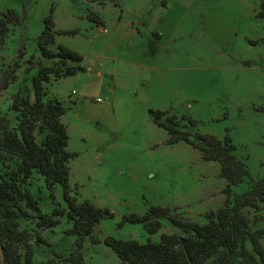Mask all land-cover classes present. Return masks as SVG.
I'll list each match as a JSON object with an SVG mask.
<instances>
[{
	"label": "rangeland",
	"instance_id": "1",
	"mask_svg": "<svg viewBox=\"0 0 264 264\" xmlns=\"http://www.w3.org/2000/svg\"><path fill=\"white\" fill-rule=\"evenodd\" d=\"M51 10L59 31L55 42L83 57L78 75L47 83L49 93L64 98L67 150L76 154L68 161L70 195L113 213L94 227V241L85 240L87 264L119 263L103 242L106 236L144 242L178 231L162 218L160 231L149 234L124 216L161 206L203 223L224 202L218 162L203 160L183 140L168 143L149 109L175 115L193 133L231 140L251 176L233 186V194L264 176V0H0L6 28L0 33V73L19 64L16 78L0 90V113L11 117V126L12 95L21 86L30 91L35 69L25 71L26 59L37 55L42 19ZM99 20L108 32L98 31ZM130 21L142 35L131 32ZM97 52L107 56L101 86L92 84L95 72L89 70ZM28 188L43 212L66 205L61 188L49 191L37 173ZM248 214L264 223V210ZM68 225L61 217L56 226L37 229L45 242L35 246L34 260L69 254L74 237L64 231ZM21 226L35 229L30 221Z\"/></svg>",
	"mask_w": 264,
	"mask_h": 264
},
{
	"label": "trees",
	"instance_id": "2",
	"mask_svg": "<svg viewBox=\"0 0 264 264\" xmlns=\"http://www.w3.org/2000/svg\"><path fill=\"white\" fill-rule=\"evenodd\" d=\"M98 23L103 24L100 20ZM42 24L36 42L37 55L26 59L25 71L35 69L30 76V91L21 86L12 95L10 110L14 113V126L11 117L0 113V167H6L0 171L3 264H87L82 251L85 240L91 238L94 227L103 218L112 217L113 213L89 200L77 202L70 195L68 161L76 154L66 148L69 137L61 121L64 103L48 95L46 83L83 71V57L55 42L59 31L55 29L52 10L43 17ZM2 26L3 22L0 33L6 30ZM18 67L13 62L1 71L0 90L16 78ZM149 112L157 125L166 130L168 143L183 140L198 149L203 160L218 162L219 174L226 181L223 189L226 196L222 206L206 214L203 223L184 220L170 208L161 206L151 207L143 215L124 216L123 221L141 223L149 234L160 231L162 218L178 231L161 232L158 240L148 238L144 242L104 237V244L119 258L118 264H264V223H260L259 215L248 214L249 210L254 213L264 210V176L251 179L247 190L233 194L231 188L251 176L228 137L193 133L181 127L175 115L165 116L166 111L159 109ZM181 118L187 119L191 126L194 124L184 115ZM34 173L42 176L49 191L55 185L61 188L64 207L54 204L49 213L42 211L28 188ZM61 217L69 224L64 231L74 237L71 251L67 256L56 254L46 260H34L35 246L45 242L38 230L56 226ZM22 220L34 223L35 229L21 226Z\"/></svg>",
	"mask_w": 264,
	"mask_h": 264
},
{
	"label": "crops",
	"instance_id": "3",
	"mask_svg": "<svg viewBox=\"0 0 264 264\" xmlns=\"http://www.w3.org/2000/svg\"><path fill=\"white\" fill-rule=\"evenodd\" d=\"M143 23L144 22H142V24ZM128 26H130L131 32H133L134 34L142 35L140 33V31L137 30V27L134 25V22L130 21L128 23ZM55 29H56V27H55ZM98 31H100V32H108V29L104 25H100ZM148 38L150 40H152V41L156 40V35L154 34V32H153V34H152V32H150V35L148 36ZM93 55H94L95 58H94V60L91 61L89 70H92V71L95 72L94 76H95L96 80L94 82H92V84H95L96 86H101V83H103V77L105 76L106 71H108V69L105 66L106 65L105 60H106L107 56H106L105 52H97V53H94ZM138 64H140L141 66H148L147 64H142V63H138ZM79 73H77L75 75H78ZM75 75H73V76H75ZM68 77H70V76H68ZM68 77H63V78H68ZM61 79L62 78L55 79V80H50V81H58V80H61ZM46 87H47V83H46ZM47 91H48V95L50 94L49 96L58 98L59 100H61L64 103V100H63L64 98H62L60 96V94H58V93H49L48 88H47ZM72 91H73V89L71 90V92ZM83 93L84 94L85 93H89V92L85 91V87H84V92ZM62 116H61V118H62ZM154 121L157 124V121L155 119H154Z\"/></svg>",
	"mask_w": 264,
	"mask_h": 264
},
{
	"label": "water",
	"instance_id": "4",
	"mask_svg": "<svg viewBox=\"0 0 264 264\" xmlns=\"http://www.w3.org/2000/svg\"><path fill=\"white\" fill-rule=\"evenodd\" d=\"M0 256H1V261H2V264H3V254H2L1 244H0Z\"/></svg>",
	"mask_w": 264,
	"mask_h": 264
},
{
	"label": "built area",
	"instance_id": "5",
	"mask_svg": "<svg viewBox=\"0 0 264 264\" xmlns=\"http://www.w3.org/2000/svg\"><path fill=\"white\" fill-rule=\"evenodd\" d=\"M72 92H74V90Z\"/></svg>",
	"mask_w": 264,
	"mask_h": 264
}]
</instances>
